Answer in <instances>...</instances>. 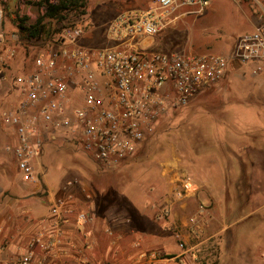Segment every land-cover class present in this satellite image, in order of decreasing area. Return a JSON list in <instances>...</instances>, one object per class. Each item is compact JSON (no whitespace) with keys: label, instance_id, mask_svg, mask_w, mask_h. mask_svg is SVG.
<instances>
[{"label":"rangeland","instance_id":"374dc122","mask_svg":"<svg viewBox=\"0 0 264 264\" xmlns=\"http://www.w3.org/2000/svg\"><path fill=\"white\" fill-rule=\"evenodd\" d=\"M121 2L85 0L84 6L70 8L66 24L88 23L92 30L104 35L105 24L121 9ZM263 11L264 0H211L203 14L186 16L176 28L153 38V46L162 51L192 50L230 57L238 38L253 31L252 23L264 21ZM14 33L6 24L5 39L9 40ZM83 40L90 46H101L105 41L104 36L91 35H85ZM26 52L25 45H21L11 66L12 74L22 71ZM253 70L251 65L232 63L231 72L219 86L162 120L155 134L117 170L100 169L73 145L48 144L41 166H37L40 182L25 183V194L49 202L51 193H79L84 198V190L91 193L97 206L94 234L107 237L108 244L122 243L129 250L132 247L135 255L113 256L100 264H247L250 258L251 264H260L264 225L256 211V199L248 191L246 177L248 170L250 173L256 169L249 152L242 154V164L233 160V152L224 144L226 129H264V72L255 74ZM8 141L0 119V177L6 180L0 183L4 190L0 207L13 196L18 186L16 180L21 182L13 157L5 151ZM221 171L229 178L234 173L243 178L236 184H225L226 189L216 184L214 191L194 179L199 175L207 180ZM182 175L191 177L201 187L197 197L182 199L171 191L172 181ZM107 183L112 192L108 200L102 201L96 186ZM35 187L40 189L35 191ZM201 203L209 207L208 224L202 232L192 233L181 250L176 234ZM18 218L21 224L31 220L24 214ZM91 219L89 223H94ZM177 254L181 255L171 261L169 257ZM253 254H259L260 263L254 261ZM85 256L81 258L97 264L88 253ZM186 257H190L188 261Z\"/></svg>","mask_w":264,"mask_h":264},{"label":"built area","instance_id":"2783aa9c","mask_svg":"<svg viewBox=\"0 0 264 264\" xmlns=\"http://www.w3.org/2000/svg\"><path fill=\"white\" fill-rule=\"evenodd\" d=\"M72 0H0V119L9 135L6 153L13 157L20 179L37 184V166L45 147L65 143L85 153L100 169L113 171L127 164L159 123L173 112L190 106L208 90L219 86L232 63L251 65L264 72V23L240 36L230 57L192 50L162 51L153 38L190 15H201L211 0H157L147 9L119 13L104 26V44H83L87 27L66 24L51 36L46 24L31 41L20 38V28L30 29L51 6ZM15 33L5 39L4 27ZM90 27V26H88ZM30 44L36 54L31 69L11 66L19 47ZM26 57V56H25ZM178 198L197 197L201 187L187 175L172 181ZM74 196L52 201L51 216L73 212ZM209 207L200 204L176 234L183 250L192 233L208 224ZM82 223L90 221L79 213ZM49 240L39 233L30 246L51 251L63 244L59 220ZM86 257V256H85ZM17 264H37L32 254ZM76 264H93L86 258Z\"/></svg>","mask_w":264,"mask_h":264},{"label":"crops","instance_id":"0c3cea01","mask_svg":"<svg viewBox=\"0 0 264 264\" xmlns=\"http://www.w3.org/2000/svg\"><path fill=\"white\" fill-rule=\"evenodd\" d=\"M156 1L157 0H123V2L120 3L123 6L114 13L115 15L113 18L119 13L127 10L147 9ZM262 14L264 17V11ZM110 20L111 19L108 21ZM262 23H264V21ZM252 25L254 26V30L257 25H254V23H252ZM88 26L91 25L86 23V27L88 28L86 30V36H104L96 29L92 30ZM83 44L87 45V41L83 40ZM254 131L255 132L247 131V129L242 130L241 128L226 129L224 144H227L229 150L233 152L231 156L234 161H242L243 164L244 160H242V154L244 152H249L247 155H250V158H252L256 171L249 173L248 170L246 172L247 188L248 191H250L251 198L256 199V211L260 214L261 222L264 225V129H256ZM208 173H210V171ZM202 178H200L199 175L197 178L194 177L195 181L200 185L203 187L207 186L211 191H214L217 187L216 184H222L226 189L225 184L230 182L236 184L241 181L243 177L234 173L233 176L229 178L221 171V173L217 175H211L207 180L204 177ZM20 181L21 182L16 180L18 186L15 188V191H13L11 199L6 205L0 207V264H17L18 260L27 254H32L34 262L37 264H73L76 260L85 256L86 253H88L90 258L94 259V262L97 264L108 261L113 256H121L124 258L123 256H125V253H127V258L135 257L132 247L131 250H129L130 247H125L122 243L112 244L109 241L108 244L107 237L94 234L93 229L97 215V206L96 200H93V195L91 193L84 190L86 198L79 193H74V203L71 205L74 209L73 212L68 213L64 211L59 218H55L51 216L50 213L52 201L65 194L62 191L51 193L49 195L50 201L44 202L33 194H25L27 186L21 179ZM4 182H6V180L4 181L3 177H0V183ZM39 187H35V191H38L40 189ZM3 191V188L0 187V196L3 194ZM79 213H86L90 219L92 218L91 221L94 220V223L80 222L78 219ZM23 214L31 219L29 220L30 222L21 224L18 221V217ZM57 220H59V227L62 229L63 244L58 245L49 252L41 250L38 246L31 247L30 240L39 233L45 234V236H47L45 240H49L50 236H52L57 229L52 223ZM132 242L134 241H131V243ZM262 250L263 252L260 254V258L262 259L260 260L261 263L257 260V255L259 254H255L256 257L254 258V261L256 260L260 264H264V249ZM180 255L181 254H177L170 258V260H175L179 258ZM255 255L253 254L252 256ZM189 258L186 257V261H188ZM250 261L251 258L246 263L251 264ZM163 264L173 263L163 262Z\"/></svg>","mask_w":264,"mask_h":264},{"label":"trees","instance_id":"16d2710c","mask_svg":"<svg viewBox=\"0 0 264 264\" xmlns=\"http://www.w3.org/2000/svg\"><path fill=\"white\" fill-rule=\"evenodd\" d=\"M84 1L85 0H72L69 4L63 3L59 6L49 7L47 12L44 14L43 17H41L38 20L36 25L32 26L30 29H25L23 27L20 28V31H19L20 38L31 41L39 35V33L44 29L46 24H51V23L54 26L52 27L50 35L51 36L56 35L58 32H60L62 27L66 26V22L68 20L67 12L70 10V8L72 7L76 8L81 5L84 6ZM83 14L85 15V12H83ZM74 25L75 24H72L71 26H74ZM84 27H86V25H84ZM25 47L27 48L25 64H26V69L29 70L32 67V63L34 61L36 51H35V48L30 44H25ZM210 91L212 90H208L203 95L210 93ZM111 188L112 187L108 183L105 186L100 187V188L96 186L97 192L99 195H101L100 197L102 201L108 200L109 194L110 192H112V191H109ZM42 195L45 196L46 194H40V196ZM172 257L173 256H170L169 258H172Z\"/></svg>","mask_w":264,"mask_h":264}]
</instances>
